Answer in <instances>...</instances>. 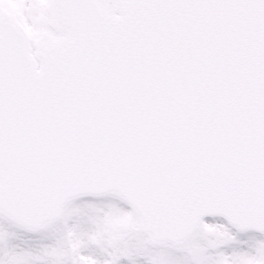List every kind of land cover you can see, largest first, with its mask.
<instances>
[{
    "label": "snow or ice",
    "instance_id": "1",
    "mask_svg": "<svg viewBox=\"0 0 264 264\" xmlns=\"http://www.w3.org/2000/svg\"><path fill=\"white\" fill-rule=\"evenodd\" d=\"M0 264H264V0H0Z\"/></svg>",
    "mask_w": 264,
    "mask_h": 264
}]
</instances>
